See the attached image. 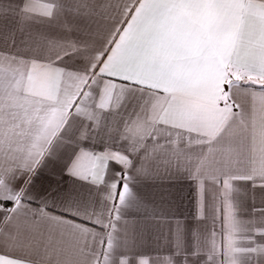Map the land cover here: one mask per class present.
Returning a JSON list of instances; mask_svg holds the SVG:
<instances>
[{
	"label": "snow or ice",
	"instance_id": "snow-or-ice-1",
	"mask_svg": "<svg viewBox=\"0 0 264 264\" xmlns=\"http://www.w3.org/2000/svg\"><path fill=\"white\" fill-rule=\"evenodd\" d=\"M0 264H264V0H0Z\"/></svg>",
	"mask_w": 264,
	"mask_h": 264
},
{
	"label": "crops",
	"instance_id": "crops-1",
	"mask_svg": "<svg viewBox=\"0 0 264 264\" xmlns=\"http://www.w3.org/2000/svg\"><path fill=\"white\" fill-rule=\"evenodd\" d=\"M155 193L158 200L163 198L165 206L170 207L177 214L188 212L194 195L189 182L184 179L165 181Z\"/></svg>",
	"mask_w": 264,
	"mask_h": 264
}]
</instances>
